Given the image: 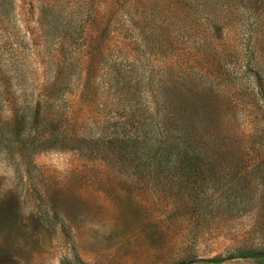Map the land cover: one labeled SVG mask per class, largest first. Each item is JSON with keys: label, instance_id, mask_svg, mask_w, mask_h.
Returning <instances> with one entry per match:
<instances>
[{"label": "rangeland", "instance_id": "1", "mask_svg": "<svg viewBox=\"0 0 264 264\" xmlns=\"http://www.w3.org/2000/svg\"><path fill=\"white\" fill-rule=\"evenodd\" d=\"M87 45L99 70L199 66L231 154L192 172L101 168L87 151L18 139L30 126L16 110ZM76 73L62 76L73 88ZM241 251H264V0H0V264H212Z\"/></svg>", "mask_w": 264, "mask_h": 264}, {"label": "trees", "instance_id": "2", "mask_svg": "<svg viewBox=\"0 0 264 264\" xmlns=\"http://www.w3.org/2000/svg\"><path fill=\"white\" fill-rule=\"evenodd\" d=\"M94 51L83 49L80 64L53 67L54 79L47 81L41 98L16 110L18 128L30 126L18 139L32 136L40 150L87 151L98 156L101 168L138 159L153 171L174 162L169 168L192 172L194 161L231 154L217 134L215 98L209 97L211 89L203 85L199 66L183 68L170 59L156 79L153 70L138 60L99 70ZM75 69L79 77L73 88L62 76ZM236 259L264 264V251L202 261L220 264Z\"/></svg>", "mask_w": 264, "mask_h": 264}]
</instances>
